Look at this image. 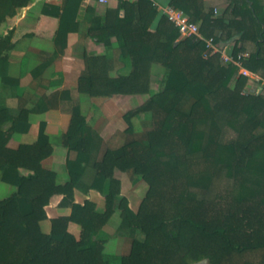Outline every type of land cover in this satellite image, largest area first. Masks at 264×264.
<instances>
[{"label": "trees", "instance_id": "trees-1", "mask_svg": "<svg viewBox=\"0 0 264 264\" xmlns=\"http://www.w3.org/2000/svg\"><path fill=\"white\" fill-rule=\"evenodd\" d=\"M29 3L0 0V78L6 83L12 82L7 59L14 43L40 36L63 47L78 28L82 0H63L43 11L35 29L9 31L7 19L21 18ZM167 3L198 24L201 38L182 37L148 0H108L103 20L87 36L103 48L112 38L120 41L121 67L111 77L104 53L84 54L77 79L78 92L90 97L148 95L123 116L131 131L133 117L151 114L146 144L130 141L97 158L99 140L74 111L62 145L77 156L67 162L69 180L56 184L55 173L41 164L52 154L42 131L31 144L7 146L14 133L29 129L25 101L11 100L0 110V180L16 187L0 199V264H110L103 252L110 237L102 232L109 220L118 224L116 235L130 241L119 264H264V94L244 93L249 79L207 43H232L233 60L264 80V0ZM153 64L166 70L158 90ZM6 122L11 126L3 131ZM83 164L93 170L87 189L105 198L103 213L90 201L74 202ZM123 173L148 185L136 210L118 198ZM53 196L65 211L48 218Z\"/></svg>", "mask_w": 264, "mask_h": 264}, {"label": "crops", "instance_id": "crops-1", "mask_svg": "<svg viewBox=\"0 0 264 264\" xmlns=\"http://www.w3.org/2000/svg\"><path fill=\"white\" fill-rule=\"evenodd\" d=\"M89 1L82 0L77 15V31L68 35L63 47L51 39L40 36L22 38L14 43L8 54L7 74L12 82L6 83L0 78V110L6 108L9 101L19 98L25 101L29 111L28 131L14 133L7 146L16 149L21 144H31L37 141L42 131L52 146V154L41 164L44 169L55 173L56 184H64L69 180L67 162L75 161L77 156L75 151H70L62 145V137L68 130L74 111H78L84 117L88 127L97 136L99 151L96 156L99 158L105 149H116L130 139L132 134H130L131 131L126 130L128 125L126 126L123 116L127 110L132 108V105H140L148 98L144 95L90 97L78 92L77 79L85 70L84 51L87 55H92V51L104 53L111 77L116 76V71L121 67L118 61L120 41L112 38L111 45L103 48L96 46L87 36L88 28L93 23L100 24L106 10V6L96 1L93 11L87 12L86 7ZM159 3L163 6L168 4L167 0H159ZM55 6L61 7L62 3ZM51 9V5L34 8V4H29L21 18L7 19V29L9 31L14 28L33 30L43 11L50 12ZM216 46L220 52L230 55L232 43ZM158 74H166V70L153 64L150 72L151 80L156 81ZM148 116L150 114L142 113L133 117L132 127L134 128L136 121L149 118ZM10 126L11 123L6 122L1 128L6 131ZM84 166H86L84 176L74 188V202L82 204L85 200L90 201L95 204L96 212L103 213L106 208L105 198L99 192L87 189L93 170L91 165L83 164ZM18 172L22 175L29 173L25 169H19ZM139 189H145L144 181L133 183L129 174L123 173L121 175V195L118 198L125 197L129 207L135 210L142 197L137 207L134 208L128 195ZM15 191V186L0 180V199L10 196ZM59 201V196H53L50 199L49 205L45 207L48 218L56 217L65 211L59 209ZM117 226L115 221L109 220L102 229V232L110 237L103 251L110 264L120 263V258L126 255L122 252L126 244H129L130 249V241L116 235Z\"/></svg>", "mask_w": 264, "mask_h": 264}, {"label": "built area", "instance_id": "built-area-1", "mask_svg": "<svg viewBox=\"0 0 264 264\" xmlns=\"http://www.w3.org/2000/svg\"><path fill=\"white\" fill-rule=\"evenodd\" d=\"M123 1L132 3V2H137L138 0H123ZM148 1H150L153 4V6L158 9L161 15H164L168 19V21H170L172 24L176 26L177 30L179 31L182 37L195 36L197 38H201L198 24L191 23L188 16L185 15L183 12L168 5L163 6L156 0H148ZM97 3L106 6L108 0H97ZM207 43L213 49L214 52L220 53L221 60L223 63L225 64L233 63L239 67V73L249 79V81L251 82L252 89L254 85V94H264L263 79L251 74L246 69L242 68L238 62H235L233 60L231 55H227L220 52L216 45H212L209 41Z\"/></svg>", "mask_w": 264, "mask_h": 264}, {"label": "rangeland", "instance_id": "rangeland-1", "mask_svg": "<svg viewBox=\"0 0 264 264\" xmlns=\"http://www.w3.org/2000/svg\"><path fill=\"white\" fill-rule=\"evenodd\" d=\"M157 2H159V0H156ZM48 2V3H47ZM60 3H63V0H30V3L31 5L34 4V8H40V7H43V5H51V7H59V6H55L56 4H60ZM89 4L91 6H95V3L92 1H89ZM17 18V17H15ZM89 21V20H88ZM93 21V20H91ZM89 21V22H91ZM95 22V21H93ZM32 29V28H31ZM96 51H92V55L95 54ZM84 54H86V51H84ZM165 78H166V74H158L157 75V78H156V81H152V83L155 85V88L158 90L160 89L162 86H163V83L165 81ZM251 87V86H250ZM256 90V89H255ZM244 93L246 94H254V85H253V89L251 87V89L249 88L248 90H245ZM146 97H148V95H144ZM148 99V98H147ZM191 99L185 101L182 105H180V108L182 110H188L189 109V106H190V103H191ZM143 104V103H142ZM140 104V105H142ZM140 105H130L132 108L129 109V110H132ZM129 110H127L126 112H128ZM125 112V113H126ZM150 114V113H148ZM149 118H144V119H139L138 121L135 122V126L134 128L132 127V130H131V133L132 136L130 137V139L127 141V142H130V141H138V142H141L143 144H146L148 142V132L151 130V114L150 116H148ZM124 119V118H123ZM126 123V122H125ZM128 124L126 123V126ZM128 127V126H127ZM133 130H134V133H133ZM125 142V143H127ZM124 142L122 143L125 144ZM121 145V143H119ZM130 178V177H129ZM145 183V189H142V190H137V191H132L130 193V195H128V197L130 198V201H131V205L132 207L136 208L137 205H138V202L140 200V198L142 197V199L144 198L145 194H146V191H147V188H148V185L146 182ZM129 193V192H128ZM118 199H116L115 202H117ZM127 200V199H126ZM114 202V203H115ZM128 202V201H127ZM129 205V204H128ZM137 209V208H136ZM135 209V210H136ZM128 249H129V244H126V246L124 247V250L122 252H125L126 255L128 254ZM125 256V255H123ZM117 262V261H116ZM196 264H209L207 261H201V262H198Z\"/></svg>", "mask_w": 264, "mask_h": 264}]
</instances>
